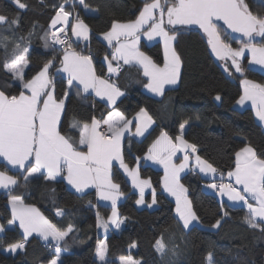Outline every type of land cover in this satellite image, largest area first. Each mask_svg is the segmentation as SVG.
I'll list each match as a JSON object with an SVG mask.
<instances>
[{
	"label": "trees",
	"instance_id": "16d2710c",
	"mask_svg": "<svg viewBox=\"0 0 264 264\" xmlns=\"http://www.w3.org/2000/svg\"><path fill=\"white\" fill-rule=\"evenodd\" d=\"M73 1V0H71ZM28 8L19 9L13 0H0V15L9 20L19 16V25L0 27V38L9 37L7 53L0 48V90L16 95L19 92L18 81L3 68L5 60L10 62L13 42L25 37L23 44L31 41L30 64L25 71V79L34 75L43 62L53 54L59 59L62 52L45 49L44 34L49 30L56 10L64 0H21ZM146 2L151 0H85L88 7L97 10L96 15L87 14L76 1H73L79 17L91 29V39L72 49H81L84 54L92 56L97 73L108 75L105 56L112 57L113 49L104 45L98 36L110 31L114 22L126 23L135 20ZM254 14L264 16V5L255 0H246ZM67 11L71 10L65 4ZM35 26V27H34ZM222 35L225 29L222 25ZM34 35L29 37V32ZM169 33L175 32L174 48L181 57L182 71L178 87L169 89L161 99L146 94L143 89L148 80L137 66H126L112 81L127 94L121 99L116 109L126 117L132 118L141 108L154 118L153 129L140 141L128 139L124 146V159L130 167H135L139 160L149 152L151 145L166 132L176 140L181 134L180 125L188 124L185 140L196 145L198 155L208 161L220 173L226 174L235 169V153L249 142L238 136L229 134L223 121L215 112L230 116L236 121L238 130L250 128L254 121L253 112L248 109L239 111L235 104L243 95L244 79L264 83V74L248 65V56L242 60L243 74L224 71L226 63L217 59L208 43L207 37L198 29L168 27ZM260 38H258L259 40ZM233 48L239 47L241 41L230 39ZM141 49L153 61L163 65L164 52L160 42L152 45L142 44ZM57 67L60 65L57 64ZM231 70V69H230ZM56 97L68 93L65 112L60 126L61 134L77 144L79 129L72 128L73 120L91 123L93 117L105 116L111 111L109 107L91 96H84L74 88L69 93L67 80L55 76ZM221 97L218 103L215 97ZM79 147V146H78ZM256 150L258 156L264 158V132L258 135ZM0 167L19 178L18 184L7 192H0V223L8 226L12 219L10 201L19 197L25 205L37 207L44 217L58 228L65 229L69 224L74 231L61 242L66 248L63 264H99L95 258L99 241L97 212L104 218L110 215L111 208L97 202L95 191L76 194L71 191L63 179L49 180L45 176L29 178L26 183L21 178L22 172L8 170L3 164ZM140 176L150 179L155 188L157 207L155 209L137 206L138 195L121 171L115 167L114 180L119 184L126 199L119 205L123 226L119 231H112L107 237L108 257L112 264H119L122 256L131 255L140 264H208L207 254L212 252L214 264H264V232L259 228H251L244 217L247 211L241 207H231L219 202L218 198L205 191V180L195 172L182 177V183L188 188V197L193 208L200 217V226L192 225L187 229L175 213L176 205L161 189L163 172L142 160L139 167ZM150 202L151 195L146 197ZM62 211L63 215H57ZM227 212V216L223 213ZM223 217V219H221ZM220 219L219 228H213ZM264 227V225H262ZM163 237L166 253L156 251L155 244ZM23 233L19 227L6 229L0 236V264H49L53 251L44 247L39 237L27 240L25 248L17 254L7 253L8 245L22 241ZM135 245V247H132Z\"/></svg>",
	"mask_w": 264,
	"mask_h": 264
},
{
	"label": "snow or ice",
	"instance_id": "6c2138e0",
	"mask_svg": "<svg viewBox=\"0 0 264 264\" xmlns=\"http://www.w3.org/2000/svg\"><path fill=\"white\" fill-rule=\"evenodd\" d=\"M255 2L264 5V0H255ZM13 3L19 9L28 8V5L21 0H13ZM69 3L70 0H64V3L59 5L49 30L43 37L45 49L52 48L55 51L59 46L58 50L62 52L59 59L53 54L50 59L43 62L34 75L25 79V69L31 62V41L28 40L22 46L21 42L25 37H19L21 42H13L10 62L5 60L3 64L5 71L18 81L17 87L20 90L16 95L0 90V158L17 170L26 169L27 175H23L26 183L35 174L55 180L66 170L67 181L76 191L82 192L89 186H95L99 190L100 199L109 201L112 209L107 219L101 217L99 212L96 214L98 227L107 232L110 224L119 229L124 222L119 218L116 208L117 200L123 193L119 191V184L113 183L111 179L113 162H118V167L123 168L132 178L133 185L139 188L138 204L144 203V188L149 184L148 181L139 179L138 169L130 170L124 162L122 142L125 133L132 131L133 120H136L135 132L132 134L143 136L155 121L143 108L132 119L125 117L119 110H113L106 118L93 117L91 123L73 120L71 127L79 129L77 144L70 142V138L61 134V117L65 111L68 93L65 92L63 97L57 99L55 95L57 74H67L69 89L74 86L73 82H76L78 95L79 86L83 85L84 93L92 89L96 96L106 97L111 105H115L117 99L125 94L116 83L110 82V79H102L96 75L91 55H82L72 50V43L66 31L69 30V18H74L70 31L78 39L89 40L90 28L78 14L74 16L73 12L65 10V4ZM79 4L88 9L85 0H79ZM71 6L75 7L74 4ZM19 19V16H16L9 20L7 16L0 15V27L8 25L7 30L10 31L12 25H19ZM219 21H223L231 33H238L246 40L242 39L240 46L233 48L231 43L227 42L233 38L231 33L224 29L222 35ZM57 24H62L63 27L56 29ZM165 25L172 26L173 29L177 25H198L207 35L208 43L216 57L221 61H230V64L226 63L224 66V71L229 75H232L233 71L243 74L242 60L245 51L251 53L252 64L264 69V16L254 14L246 0H151L144 4L135 20L126 23L114 22L111 31L103 34L110 45L113 41H119L121 37L125 41L114 48L111 60L105 56L108 72L118 75L121 70L119 61H123L125 65H139L143 75L148 78L145 87L163 96L166 86L176 85L179 82L182 66L181 57L172 43L176 40L175 32L170 35ZM58 32L63 35H59ZM32 35L34 30L29 32V37ZM142 35L148 40H153L155 37L163 38V66L155 63L151 57L139 50L138 44ZM8 40L9 37L6 36L0 38V48L6 53ZM113 61L117 62L116 67H113ZM57 64L60 66L57 67ZM242 84L243 95L237 103L244 105L250 101L255 109V115L259 121L264 122V83L244 79ZM215 99L219 101L221 97L217 95ZM184 123L186 124L187 121ZM102 126H104L103 131L100 130ZM180 128L181 135L176 137L179 144L174 143L166 132H162L151 145L148 159L158 160L164 165V188L175 197V211L182 221V227L187 229L193 222H200V217L187 196V188L180 183V173L188 167L189 156L185 153L183 163L179 165L172 162V157L181 148L191 149L193 153L197 149L196 145L188 144L184 140L182 134L184 124H181ZM78 146H83L85 150H78ZM195 162L200 172L217 174V169L199 156L195 157ZM223 175L219 173L221 178ZM227 175L234 177L235 184L242 188L224 183L219 185L213 183L208 187L216 189L221 196L227 195L230 201L246 206L247 215L244 221L251 228H259L264 232L262 227L264 225V158L258 156L250 144H246L235 153V169L229 171ZM17 184L18 180L15 177L0 171V188L10 190L11 186ZM250 200L254 203H250ZM10 203L12 219L8 221V225L11 226L19 221L24 239L8 245L7 250L10 252L23 250L27 244V237L35 233L43 240L49 241L52 247L53 258L49 264H63L61 254L66 248L61 247V242H66V238L74 231L73 226L69 224L65 229L58 228L37 208L25 205L19 197H13ZM152 203H156L154 190ZM57 215H63V212L58 211ZM227 215V212L223 213V216ZM220 224L221 220L218 219L211 227L219 228ZM4 231L5 226L0 225V233ZM51 241H55V244H51ZM155 248L162 256L165 255L166 244L163 237L156 241ZM107 253L108 244L105 239L98 243L96 249L101 264H112L107 259ZM206 259L208 264H214L212 252H208ZM119 264H140V262L131 255H126L120 257Z\"/></svg>",
	"mask_w": 264,
	"mask_h": 264
},
{
	"label": "crops",
	"instance_id": "0c3cea01",
	"mask_svg": "<svg viewBox=\"0 0 264 264\" xmlns=\"http://www.w3.org/2000/svg\"><path fill=\"white\" fill-rule=\"evenodd\" d=\"M73 1H76V2L79 4V0H73ZM79 6H80V8H82L87 14H91V15H96V14H97V10H95V9H92V8H90V7H88V9H85V8H84L83 6H81L80 4H79ZM84 23H85V22H84ZM85 24H86V23H85ZM165 27H166V30H167L168 27H171V26L165 25ZM110 31H111V29H110ZM73 37H74L75 41H76L78 44L86 43V42H88V41L91 39V37H92V31H91V29H90L89 40H87V41L83 40L82 38H79V39H78V38L75 37L74 35H73ZM98 39H99L104 45H106L109 49H113V51H114V48H115V47H118L120 43H124V42H125L124 39H123V37H121V39H120L119 41H113L111 45L108 43L107 40L104 39V35H100V36H98ZM157 42H160V43L162 44V46H163V52H164V43H163V38H162V37H155L153 40H148L146 36H143V35H142L141 38H140L139 44H138V48H139V50H140L141 52H143L145 55H147V54L141 49L142 44L152 45V44L157 43ZM172 43H173V47H174V43H175V41H173ZM72 50H75L76 52H78V53H80V54H82V55H89V54H84V53H82V52H80L79 50H76V49H72ZM147 56H149V55H147ZM247 56L249 57V58H248V65H249L250 67L256 69L257 71L261 72L262 74H264V69H262L261 66H259V65H255V64H252V63H251V53L248 52V51H245V56H244V58L247 57ZM149 57H150V56H149ZM108 59L111 60L112 57H111V58H108ZM152 60H153V59H152ZM92 63H93V68H94V70H95V73H96V75H97L98 77H100V78H102V79H110V82H113L111 79H112V77L117 76V74H115V73H111V74H110V73L108 72V75H107L106 77L100 76V75L97 73V71H96V68H95V65H94V61H93V59H92ZM118 63H119L120 69H121L120 72L123 70L124 67H126V66H132V65H125V64L123 63V61H119ZM105 64H106V66H107V61H106V60H105ZM116 65H117V62H116V61H113V67H116ZM133 66H137V67H139V68L142 70V68H141L139 65H133ZM161 66H163V65H161ZM107 70H108V67H107ZM25 71H26V69H25ZM181 71H182V66H181ZM50 72H51V70H50ZM120 72H119V73H120ZM142 72H143V71H142ZM57 75H59V76L65 78V79L67 80V74H66V73H60V74H57ZM143 76H144V75H143ZM144 77H145V76H144ZM145 78L148 80L147 77H145ZM180 80H181V72H180ZM180 80H179V82H178L176 85L166 86V88H165V92H166L167 90H169V89H173V88L178 87L179 84H180ZM254 82H256V81H254ZM256 83H258V82H256ZM75 84H76V82H73V85H74V86H73L71 89H69V93L72 91V89L76 88V87H75ZM118 87H119V86H118ZM82 89H83V85H80V86H79V90L82 92V94H83L84 96H91V97H93L95 100H97V101L103 103L104 105H106L107 107H109V108L111 109V111H113V110H117V109H116V106H117L118 102H119L121 99H123V98L126 96V94H127L123 89L120 88L121 91H123V92L125 93L124 96L119 97V98L117 99V102H116L115 105H111V104H109V103L107 102L106 97H98V96H96V95H95V92H94L92 89H89V92H88V93H84V92L82 91ZM143 91H144L146 94H148V95H150V96H152V97H154V98H157V99H161V98L164 96V95H163V96H159V95H157V94L151 92V91H150L149 89H147L146 87H144ZM55 92H56V91H55ZM55 95H56V93H55ZM217 102L219 103L220 100L217 101ZM65 108H66V102H65ZM235 108H236L237 110H239V111H244V110H248V109H250V110L253 112V114H254V118H255V121H254L253 125H252L250 128H248V129H246V130H244V131H240V130H238L237 125H236V121H235L233 118H231V117L228 116V115H225V114L219 113V111H218V112H215V114H218V116L221 118V120L223 121L224 127H225L226 131H227L229 134L234 135V136H238V137H240V138H243V139L247 140V141L249 142V144H250V145L256 150V145H257V139H258L259 132H260L261 130L264 132V122L259 121V118L255 115V109H254L253 106L251 105V102H250V101L246 102L244 105H239L238 103H236V104H235ZM64 112H65V111H64ZM148 114H149V113H148ZM63 115H64V113L62 114V117H61V123H62ZM149 115H150V114H149ZM106 116H107V115H106ZM106 116H105V118H106ZM124 116H125V115H124ZM150 116H151V115H150ZM125 117H126V116H125ZM133 117H134V116H133ZM133 117H132V118H133ZM127 118H128V117H127ZM132 118H128V119H132ZM152 118H153V117H152ZM153 120H154V118H153ZM154 121H155V120H154ZM136 123H137V121H136V120H133L132 131H131V132H127V133H125L124 140H123V142H122V154H123V157H124V146H125L126 141H127L128 139H134V140H137V141L142 140V139H143V138H144V137H145V136H146V135H147V134L153 129V127H154L155 124H156V122H154V123L148 128V130L144 133L143 136H135V135H133L132 133L135 132V127H134V125H135ZM60 126H61V125H60ZM76 129H78V128H76ZM187 129H188V124H185V125H184V128H183V133H182V134H183V138H184V140H185V133H186ZM180 135H181V134H180ZM168 136H169V135H168ZM172 140H173V139H172ZM185 141H186V140H185ZM70 142H72V141L70 140ZM173 142L176 143V144H179V141H177V140H173ZM187 143H188V142H187ZM188 144H190V143H188ZM78 150L83 151V150H85V149H84L83 146H79V147H78ZM256 152H257V150H256ZM185 153H187L188 156H189V162H188V167L185 168V169L180 173V183H181V184H183V183H182V177H183L184 175H186L187 173H189V172H191V171H192V172H195V173H197L198 175H200L201 178H202L203 180H205V183H204V189H205V191H207V192L210 193V194L215 195V196L218 198V200H219L220 203H222V204H226V205L231 206V207H241V208H244V209L247 211L246 206H244L242 203H236V202L230 201V200L228 199L227 195L221 196L220 193H219L216 189H213V188L208 187V185L213 184V183H215V184H217V185H219V184H221V183H224V184H232V185H233L234 187H236V188H242V186H239V185H236V184H235V178H234V177H228V175H227V173H226V174H224L223 177L221 178V177L219 176V173H220V172H219L218 170H217V174H211V173H209V174H205V173L200 172V171H199V168L196 166V162H195V157H196V156H199L198 153H197V150H196L195 153H193L191 149H184V148H181V149H180L179 151H177L176 154L172 157V162L175 163V164H177V165L183 163V156L185 155ZM148 155H149V152L143 157L142 160L144 161V163H145L146 165H149V166H151V167L157 169V170L162 171V172H163V176H165V168H164V165H163L162 163H160L158 160L148 159ZM199 157H200V156H199ZM200 158H201V157H200ZM201 159L204 160L203 158H201ZM142 160H139L138 164H137L135 167H130V166L126 163L125 159H124V162H125V164L128 166V168H129L130 170H131V169H138V172H139L140 162H141ZM1 164H3V165H4L8 170H10V171H13V172H23V171H24V172H26V175H27V171H26V169H20V170H17V169H15V168H13L11 165H7L6 162L3 160V158H0V165H1ZM115 167H117V168L121 171V173L125 176V178L128 180V182H129V184H130V186H131L132 191L135 192V193L138 195V200H139V199H140V191H139V188H137V187H135V186L133 185V183H132V178L128 175V173H127L126 171H124L123 168H119V167H118V162H115V161L113 162V168H112V177H111L112 182L115 183V184H117V183L115 182L114 178H113V177H114V175H113V174H114V173H113V170H114ZM0 171L6 172L8 175L15 177V178L18 180V182H19V178H18V177H16V176L10 174L9 172L3 170L1 167H0ZM43 171H44V170H42V172H43ZM233 171H234V170H233ZM40 175H41V174H35L34 177H37V176H40ZM66 177H67V173H66V170H65V171H63L60 175H58V176L56 177V179H63V181L66 183L67 187H68L71 191H73L74 193L79 194V195H81V194H85V193L90 192V191H95V193H96V195H97V202H98L100 205L110 207V202H109V201H103V200L100 199V196H99V190H98L97 188H95V186H89L88 188H85L82 192H78V191H76V189H75L72 185H70V184L68 183ZM30 178H33V177H30ZM139 179H140V180H146V181L149 182V184L146 185L145 188H144V195H143V201H144V203H142V204H138V203H137L138 208H140V209H143V208L155 209V208L157 207V202H156L155 204L152 203V193H153V190L155 191V188H154V185H153L152 181H151L150 179H144V178H142V177L140 176V172H139ZM183 185H184V184H183ZM15 186H16V185H15ZM15 186H11V189H12L13 187H15ZM184 187L187 188L185 185H184ZM161 189H162V191L164 192V194H165L170 200H172V201L175 203V205H176L175 197L172 196V195H171V194H170V193L164 188V179L161 180ZM187 190H188V188H187ZM7 191H9V189H3V188H0V192H7ZM119 191L122 192L120 188H119ZM122 193H123V192H122ZM149 194L151 195V200H150V202H149V205H151L150 207H149V205H148V206L145 205V202L147 201V200H146V197H147ZM187 196H188V191H187ZM188 198H189V197H188ZM125 199H126V195L123 193V195L120 196V198L117 200L116 208H117V211H118V214H119V218H120V219H121V215H120V211H119V205H120L122 202H124ZM11 200H12V199H11ZM249 202H250V203H254V202L251 201V200H250ZM31 206H32V205H31ZM34 207H35V206H34ZM36 208H37V207H36ZM110 208H111V207H110ZM10 209H11V211H12L11 205H10ZM37 209H38V208H37ZM175 209H176V208H175ZM38 210H39V209H38ZM39 211H40V210H39ZM111 211H112V209H111ZM40 212H41V211H40ZM41 213H42V212H41ZM175 213H176V211H175ZM42 214H43V213H42ZM110 215H111V212H110ZM110 215H109V216H110ZM100 216H101V215H100ZM109 216H108V217H109ZM176 216H177V218L179 219L177 213H176ZM101 217H103V216H101ZM108 217H107V218H108ZM103 218H104V217H103ZM107 218H105V219H107ZM181 222H182V221H181ZM258 222H259V221H258ZM192 225H199V226H200V222H199V223L193 222ZM192 225H190L189 227H191ZM13 226H15V227H19V221H16V222H15L13 225H11V226L8 225V226L6 227V229H7V228L9 229V227L12 229ZM97 226H98V223H97ZM122 226H123V223L121 224L120 228L117 229L114 225H111V224H110V225H109V228H108V230H107V232H105L103 228L98 227V234H99V237H100L98 243H99L100 241H102V240L107 239L108 235H109L112 231H119V230L121 229ZM19 228H20V227H19ZM20 229H21V231H22V233H23V229H22V228H20ZM3 233H4V232H3ZM3 233H0V235H2ZM32 237H39V236H38L37 234L33 233L32 236L27 237V240H29V239L32 238ZM39 238H41V237H39ZM44 241H45V240H44ZM47 242H49V241H47ZM51 242H55V241H51ZM98 243H97V246H98ZM96 249H97V247H96ZM6 251H7V253L17 254V253H19V252L22 251V250L18 249L16 252H10V251H8L7 249H5V252H6ZM65 254H66V252H65V251H62V254H61V261H62V259H63V257H64ZM95 258H96L97 262H98L99 264H101V262L99 261V258H98V256H97L96 253H95ZM107 259L110 260L109 257H108V254H107ZM119 260H120V259H119ZM119 260H118V262H119Z\"/></svg>",
	"mask_w": 264,
	"mask_h": 264
},
{
	"label": "built area",
	"instance_id": "2783aa9c",
	"mask_svg": "<svg viewBox=\"0 0 264 264\" xmlns=\"http://www.w3.org/2000/svg\"><path fill=\"white\" fill-rule=\"evenodd\" d=\"M72 4H73V1L70 0L69 5L71 6ZM65 10H66V9H65ZM66 11H67V10H66ZM70 12H73V15H74V16H75L76 14L79 15V12H78V10H76L75 7H72V6H71V10H70ZM72 23H74V18H73V17H70V18H69V30H66V31H67V34H68V38L70 39V41H71V43H72V47H77V46H78V43L75 41V39H74V37H73V34H72L71 31H70V27H71V24H72ZM61 27H63L62 24H57L56 29H60ZM58 34H59V35H63L62 33H59V32H58ZM58 49H59V46H57V50H58ZM78 50H79L80 52L84 53L81 49H78ZM95 118H96V119H101L102 116H96ZM100 130L103 131V130H104V126H102ZM51 244H55V242H51ZM44 247H45L47 250H49V251H53V250H52V247L50 246V243H49V242H45V243H44Z\"/></svg>",
	"mask_w": 264,
	"mask_h": 264
},
{
	"label": "water",
	"instance_id": "95a60500",
	"mask_svg": "<svg viewBox=\"0 0 264 264\" xmlns=\"http://www.w3.org/2000/svg\"><path fill=\"white\" fill-rule=\"evenodd\" d=\"M218 24H219V25H222L225 29H227V26L223 24V21H219ZM171 27H172V26H171ZM175 28L198 29V30H200V31L203 32V30L200 29L198 25H177V26H175ZM227 31H228L229 33H231V30H230V29H227ZM203 34L207 37V35H206L204 32H203ZM231 36H232L234 39H238V40H240V41H241L242 39H245V40H246V38L241 37L240 34H238V33H231ZM207 39H208V37H207ZM210 47H211V46H210ZM213 54H214V53H213ZM214 56L216 57L215 54H214ZM216 58L219 59L218 57H216ZM219 60H220V59H219ZM23 175H26V172L23 171V172L21 173V178H23Z\"/></svg>",
	"mask_w": 264,
	"mask_h": 264
},
{
	"label": "rangeland",
	"instance_id": "374dc122",
	"mask_svg": "<svg viewBox=\"0 0 264 264\" xmlns=\"http://www.w3.org/2000/svg\"><path fill=\"white\" fill-rule=\"evenodd\" d=\"M170 35H171V33H169ZM162 179H164V176L162 177ZM10 205H11V203H10ZM145 205H149V202L148 201H146L145 202ZM36 208V207H35ZM0 225H2V223H0ZM13 228H15V226H13ZM8 229V228H7ZM5 231H6V228H5ZM5 231H4V233H5ZM4 233L2 234V235H4ZM1 236V235H0ZM7 252V251H6Z\"/></svg>",
	"mask_w": 264,
	"mask_h": 264
}]
</instances>
